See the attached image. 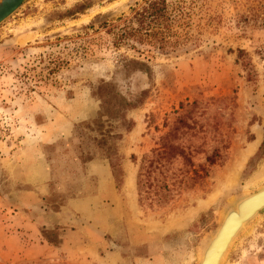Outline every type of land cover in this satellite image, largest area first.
<instances>
[{
    "label": "rangeland",
    "instance_id": "374dc122",
    "mask_svg": "<svg viewBox=\"0 0 264 264\" xmlns=\"http://www.w3.org/2000/svg\"><path fill=\"white\" fill-rule=\"evenodd\" d=\"M148 1L27 0L0 24V264H199L224 211L263 186L264 152L245 149L264 140V0H166L160 49L123 32ZM101 83L145 93L132 129L111 130L117 180L84 126ZM173 128L193 167L163 153ZM248 214L230 215L215 264ZM221 264H264V211Z\"/></svg>",
    "mask_w": 264,
    "mask_h": 264
},
{
    "label": "trees",
    "instance_id": "16d2710c",
    "mask_svg": "<svg viewBox=\"0 0 264 264\" xmlns=\"http://www.w3.org/2000/svg\"><path fill=\"white\" fill-rule=\"evenodd\" d=\"M166 12V0H149L144 7L134 11L131 20L132 24L130 25V27H126L123 32H125L124 34L126 35V37H133L140 44L146 43L156 49L163 48L162 46L164 37L162 32L165 28L168 29V25H166L165 23L167 19ZM241 52L242 51H239V53ZM123 68L127 71H139L147 75H149L150 73V68L146 63L137 61L135 59H126ZM144 94L145 93L142 92L138 96H122L114 90V86L112 83H101L96 88L95 93L96 98H98L102 103L101 110L98 113V117L96 119L84 123V126L94 127L95 132H98L100 139L99 141H97V147L103 151V157L108 161L112 174L116 180L118 176L115 162L119 157L117 153L116 142L121 139L122 135L118 133L113 134L111 130L114 129V122H119V126L125 127L126 132L132 129L133 123L131 121H127L125 115L127 111L139 107ZM104 116L107 118V120L103 119ZM174 130L175 128H173L172 131L168 132L162 139L163 142L161 144V148L163 149V153H167V155L172 158L180 157L185 164L189 165V167H193V163L190 157L182 149L168 143L167 140L170 137L175 136ZM108 138L112 140L111 144H108ZM259 149H262L261 154H263L264 140ZM206 161L209 164L214 163L211 157H207ZM150 164H152V162H150ZM199 168L204 171L203 167ZM142 172L143 167L141 166L137 182L140 197V187L145 181L148 180L147 178L150 175L148 169L144 170V175L142 174ZM192 172L196 176H199L198 170L194 169L192 170ZM119 185L120 181L117 182L116 187H119ZM162 200L163 199H159V202H162ZM56 240L57 239L54 237V239L50 242L56 243Z\"/></svg>",
    "mask_w": 264,
    "mask_h": 264
},
{
    "label": "water",
    "instance_id": "95a60500",
    "mask_svg": "<svg viewBox=\"0 0 264 264\" xmlns=\"http://www.w3.org/2000/svg\"><path fill=\"white\" fill-rule=\"evenodd\" d=\"M27 0H0V24H2L4 21H6L8 18H10ZM264 191V185L262 186L261 190H257L249 195H246L238 200H236L233 205L229 206L223 213L221 217L220 224L215 231V233L212 235L210 239L207 240V242L204 244L201 250V258L199 264H205L206 258H207V252L211 249L213 243L218 239L219 234L222 232V229L225 227V225L228 222V219L232 213H237L241 207L247 203L248 200L251 198H254L258 193ZM264 211V203L259 206V208L256 210L254 214H248L247 216H244L245 221L244 224L241 225L233 234L232 236V242L230 243L229 247L233 243V241L236 239V237L239 235V233L260 213ZM233 233V232H232ZM228 247V249H229ZM228 249L225 251V255L228 251ZM224 255V257H225ZM223 257V259H224ZM220 259V258H219ZM222 259V260H223ZM222 260L219 264H221ZM219 261V260H218Z\"/></svg>",
    "mask_w": 264,
    "mask_h": 264
},
{
    "label": "bare ground",
    "instance_id": "6f19581e",
    "mask_svg": "<svg viewBox=\"0 0 264 264\" xmlns=\"http://www.w3.org/2000/svg\"><path fill=\"white\" fill-rule=\"evenodd\" d=\"M264 180V170H261L256 177L253 178V181H251V186L255 187L257 186L261 181ZM264 185V184H263ZM262 189V185L258 188V190ZM264 203V191L258 193L254 198H251L247 201L246 204L243 205V213L246 215L250 212H252L255 208L259 207L261 204ZM227 225V224H226ZM222 229V233H220V237L218 242L215 244L212 253L210 254L209 258L207 259L205 264H215V255L218 254L223 247L224 240L226 238L225 232L229 230V225H227Z\"/></svg>",
    "mask_w": 264,
    "mask_h": 264
},
{
    "label": "crops",
    "instance_id": "0c3cea01",
    "mask_svg": "<svg viewBox=\"0 0 264 264\" xmlns=\"http://www.w3.org/2000/svg\"><path fill=\"white\" fill-rule=\"evenodd\" d=\"M262 142H263V132L258 131V132H256V134L254 135L253 140L250 141V142L247 144V148L245 149V153L247 152V150H248V148H249L250 145H252V146H254V147H253V149H252L251 154H248V155L245 157V160H246V158H247L248 156L253 155L254 153H256V152L259 150V148H260ZM245 153H244V154H245ZM245 160H244V161H245ZM263 162H264V160H263ZM263 162H262L261 165L259 166V168H258V170H257L258 172H259V169L261 168V166L263 165ZM243 163H244V162H243ZM254 174H255V173H254Z\"/></svg>",
    "mask_w": 264,
    "mask_h": 264
}]
</instances>
